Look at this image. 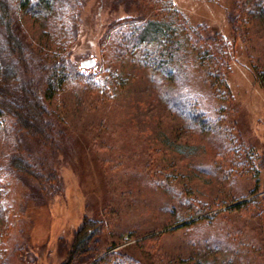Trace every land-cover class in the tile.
Wrapping results in <instances>:
<instances>
[{
  "label": "rangeland",
  "instance_id": "rangeland-1",
  "mask_svg": "<svg viewBox=\"0 0 264 264\" xmlns=\"http://www.w3.org/2000/svg\"><path fill=\"white\" fill-rule=\"evenodd\" d=\"M171 1L179 25L227 42L225 84L190 52L173 80L143 46L117 47L126 26L112 24L157 18L150 1L74 0L66 54L80 74L46 101L58 147L26 137L16 153L44 183L15 173L0 142V264H62L85 219L99 232L72 264H264V20L248 12L264 0ZM21 18L44 41L46 18Z\"/></svg>",
  "mask_w": 264,
  "mask_h": 264
},
{
  "label": "trees",
  "instance_id": "trees-1",
  "mask_svg": "<svg viewBox=\"0 0 264 264\" xmlns=\"http://www.w3.org/2000/svg\"><path fill=\"white\" fill-rule=\"evenodd\" d=\"M73 1L0 0V142L5 149L14 152L7 153L8 166L21 176L31 177L39 185L44 180L36 172L37 165L16 153L21 154V138L26 137L49 148L58 147L56 140L60 132L46 101L55 96L67 80L80 74L66 54L70 36L74 34L69 21ZM147 1L158 8L157 18L141 23L124 18L112 24V27L126 26L122 34L113 33L117 47L123 46L120 50L125 53L130 48L143 46V63L154 72L164 68L173 80L179 69L178 62L190 52L195 54L199 64L209 68L207 76H213L215 80L210 82L211 87L225 84L224 72L230 60L227 42L216 33L206 32L204 28L200 30L179 25L171 0ZM252 6L249 7L250 11L248 9L249 14L264 20V2ZM23 9L40 13L46 18V32L41 43L34 40L23 24ZM182 27L187 28L185 35L179 32ZM151 45H155V48L150 49ZM256 74L264 86V73ZM177 104L174 105L177 111L184 112L192 121L204 122L202 110L195 114L187 104L179 106L180 101ZM38 166L43 167L41 164ZM98 230L99 223L83 220L76 231L70 255L62 264L88 258ZM100 260L91 264H98ZM117 260L115 264H137L126 258Z\"/></svg>",
  "mask_w": 264,
  "mask_h": 264
}]
</instances>
